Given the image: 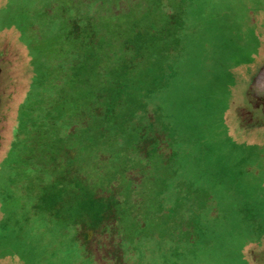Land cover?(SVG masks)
I'll list each match as a JSON object with an SVG mask.
<instances>
[{"label": "rangeland", "instance_id": "374dc122", "mask_svg": "<svg viewBox=\"0 0 264 264\" xmlns=\"http://www.w3.org/2000/svg\"><path fill=\"white\" fill-rule=\"evenodd\" d=\"M47 1L0 0V70L12 63L10 51L33 53L22 20L36 19ZM79 1L102 19L116 14L160 55L155 59L162 65L156 63L148 80L157 93L141 121L150 124L142 134L150 131L158 147L148 176L162 179L165 192L160 203L149 202L133 173L128 181L132 195H140V237L131 236L134 216L123 214L101 263L94 253L82 259L70 235L33 208L27 189L39 178L28 163L60 132L33 125L57 84L47 87L35 75L30 80L29 69L28 78L21 71L26 63L16 61L0 75V264H264V0ZM72 2L50 0L52 14L61 18L57 7ZM57 28L54 22L49 30ZM41 60L40 67L49 65ZM15 69L21 80L11 75ZM125 200L126 212L134 197ZM116 244L123 251L118 258Z\"/></svg>", "mask_w": 264, "mask_h": 264}, {"label": "trees", "instance_id": "16d2710c", "mask_svg": "<svg viewBox=\"0 0 264 264\" xmlns=\"http://www.w3.org/2000/svg\"><path fill=\"white\" fill-rule=\"evenodd\" d=\"M47 2L36 19L27 14L22 20L34 54L27 52L21 57L20 52L10 51L12 63L6 65L14 69L12 64L24 61V76L28 78L30 71V80L35 75L44 77L47 87L57 84L55 97L41 110L43 118L34 120L33 125H49L61 133L45 139L47 154L42 148L40 158L34 163L29 160L39 178L32 179L27 189L35 197L33 208L60 234L70 235L69 242L77 245L82 259L94 253L101 263L119 235L123 214L134 216L128 222L131 236L141 235L136 221L140 205H135L140 195H132L134 186L128 181L133 173L139 176L141 191L149 202L155 198L160 203L165 192L162 179L148 176L158 147H152L150 131L142 134L150 124L141 121V110L157 93L148 80L155 74L156 63L162 62L155 59L160 56L158 50L155 55L143 40L139 43L132 33L135 30L125 28L116 14L107 13L102 19L96 12H85L80 8L82 2L76 0L71 5L77 10L71 14L72 6L63 3L57 7L61 9L59 18L52 14L55 5ZM54 22L58 30L50 32ZM42 58L48 59L49 65L40 67ZM7 67L0 75L9 73ZM22 73L16 76L20 71L15 69L11 75L21 80ZM55 141L58 144L52 148ZM32 156L35 153L24 159ZM159 162H154L157 172L163 169ZM36 170L46 176H38ZM129 197H134V202L125 212L121 205ZM118 245L113 253L117 258L123 255ZM100 247H104L101 252Z\"/></svg>", "mask_w": 264, "mask_h": 264}]
</instances>
